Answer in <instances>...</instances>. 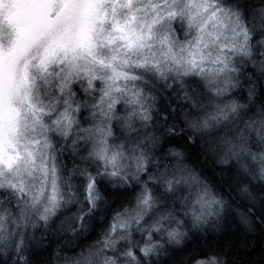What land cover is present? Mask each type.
Instances as JSON below:
<instances>
[{"label": "snow or ice", "instance_id": "obj_1", "mask_svg": "<svg viewBox=\"0 0 264 264\" xmlns=\"http://www.w3.org/2000/svg\"><path fill=\"white\" fill-rule=\"evenodd\" d=\"M0 264H264V0H0Z\"/></svg>", "mask_w": 264, "mask_h": 264}]
</instances>
